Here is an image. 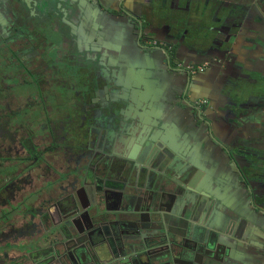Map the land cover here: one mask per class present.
I'll return each instance as SVG.
<instances>
[{
	"label": "crops",
	"instance_id": "obj_1",
	"mask_svg": "<svg viewBox=\"0 0 264 264\" xmlns=\"http://www.w3.org/2000/svg\"><path fill=\"white\" fill-rule=\"evenodd\" d=\"M26 1L20 2L23 16L17 23L8 0H0L1 43L14 37L17 41L15 50L21 57L38 59L37 63H41L42 69L39 71L33 69L32 61L22 64L24 70L19 71L21 79L28 77L39 81L45 78V82L50 83V69H45L48 63L45 58L57 54V50L71 57L79 49L81 55L83 53L97 61L99 51L103 47L107 49L102 60L106 69H123V78L140 77L144 84L151 85L150 89L156 98L144 117L139 114L140 109L137 107L129 110L128 125L124 126L121 133L117 130L114 135L111 147L116 157L127 155L129 158L130 173L126 175H131L134 183L138 178H152L164 172H170L169 175L172 174L177 180L180 175L186 180L185 170L171 173L174 172L169 169L172 161L168 160L166 154L160 156L161 153L156 152L149 160L145 156L144 148L139 143L142 130L137 126L141 116L148 119L147 136H154L156 140L165 138L175 150L187 153L191 160L190 171L193 170L188 181L195 188L210 193L206 196L213 200L211 206L207 204L190 222L198 220L202 228L219 231L227 241L225 246L233 264H264V208L258 207L264 205L261 201L264 197V161H261L260 176L252 178V184L249 185L241 177L233 159L235 155L240 160L244 156L250 160L253 154L264 158V89L261 87L264 84V0H165L163 11L168 21L144 25L148 35L153 37L152 42L144 41L138 24L129 19L130 14L146 9L144 4L149 0H61V10L56 7L55 11L52 10L58 13L55 18L68 32V39L59 45L61 48L47 40L54 32L53 28L48 33L46 29H41L43 12L35 6L38 0ZM69 3L80 7V18L64 15L63 11L66 12ZM179 18L186 19L190 24L185 22L174 26L173 23ZM166 24L169 28H165ZM71 27L74 28L72 35ZM183 29L190 31V38L213 29L211 32L214 37L229 41L222 50L227 51L224 58L231 57L233 61L222 62V67L208 66L206 72L198 77L190 75L183 67L191 64L194 53L185 52L181 55L174 47V60L171 62L164 48L155 47V44L163 46L162 42L174 44L167 35L179 37ZM227 34H231L228 39ZM31 38L35 39L37 45ZM100 68L103 70V67ZM237 70L238 77H231ZM81 74L86 79L82 94L84 101H90L95 96L97 87L105 86L103 88L106 89L107 85L112 84L108 79L100 78L97 82L99 86L96 84L90 90L88 84L92 82L90 77L85 76L89 75L87 70L81 67ZM231 79L239 84V89L232 90L229 87L227 82ZM103 95L95 96L98 105L94 108L95 112L105 105L106 97ZM201 102H205L202 110L197 107ZM96 122L98 137L106 136L108 123L105 118L99 115ZM154 122L157 127L153 126ZM89 123L87 119L85 124ZM84 131L81 146H86L87 142L86 127ZM89 162L81 158V169L88 167ZM241 166L245 168L246 161L241 160ZM95 174L104 176L98 171ZM34 179L35 183L41 182L37 181V177ZM83 184L81 179V187ZM179 197L181 199L182 195ZM231 218L237 220L235 225ZM16 221L17 225L24 224L20 219ZM8 231L9 228L0 231V245L7 248L4 252L7 256L0 254V264H43L38 256L35 259L29 257L32 252L25 249L35 238L37 241L40 234L35 235L36 232H33L23 238L5 239ZM94 261L96 264L98 260L95 258ZM90 263L93 264L92 261Z\"/></svg>",
	"mask_w": 264,
	"mask_h": 264
},
{
	"label": "water",
	"instance_id": "obj_2",
	"mask_svg": "<svg viewBox=\"0 0 264 264\" xmlns=\"http://www.w3.org/2000/svg\"><path fill=\"white\" fill-rule=\"evenodd\" d=\"M21 1L8 0L12 15L16 20L23 16ZM164 1H146L144 4L146 9L142 8V13L139 12L138 16L131 14L134 17L129 16V18L138 24V29L141 31L146 24L152 26L165 21L168 16L163 11ZM60 5H62L61 0L59 3H54L52 0H38L36 2L35 6L43 12L41 18L42 30L46 29L48 32L49 30L52 31V28H56L55 16L58 13L53 11H55L54 7L60 9ZM65 10L66 12L63 11L64 15L68 14L67 16L80 18L81 9L78 5L69 3ZM175 22L173 25L177 27L184 24L186 20L179 18ZM211 31L214 30L194 35L190 43L201 48L193 51L196 55L208 56L207 60L201 62H212L213 66L222 67L221 62L224 61V56L227 54V51H223L222 47L225 44L228 45L229 41H223V44H221L217 40L218 37H214ZM64 36L63 32L55 30L50 34V40L53 45L59 47ZM226 36L228 39L231 34ZM184 41L185 39L180 42L183 46ZM208 42H211L209 50L202 49ZM105 51L108 50L104 47L99 51L100 56L96 58L97 61L91 64L90 70L84 66L88 73L96 69L101 71L112 83L107 85L105 89L112 97V102L101 105L96 111L99 112L102 119L105 118L106 123L109 124L110 121L113 124L112 126L107 124V129L111 132H109L110 138L104 147L105 150L100 158H97L99 154L95 157L97 159L94 158L96 161L101 159V162L99 161L101 169L99 170L97 165L95 169L105 175L98 177L102 179V188L95 189L92 187L94 185H90V182H94L92 178L95 177V173L92 168H88L84 173H78L80 177L82 176L81 179L84 182L81 187V197L78 192H73L66 198L59 200L56 205L59 212L60 210L63 212L74 210L75 213L73 214L75 216L67 225L73 231L68 229V232L73 235L81 230V248L70 252V258L56 253L52 257V254L45 253L47 246H45V239L42 238L27 245L25 247L26 251L30 250L36 252V254L38 253L39 259L43 260V264H88L91 261L94 264L95 258L98 260L96 264H233L225 246L227 241L219 231L214 228H202L198 224V220L190 222L207 204H210V207L213 200L206 196L210 195L209 192L195 188V185L188 181L193 170L190 171L189 164L191 160L187 153H180L184 150H175L165 138L156 140L154 136H147L145 132H149L146 127L148 119L140 116L137 120V126L141 127L142 130L139 143L144 148L145 156L149 160L156 152L161 153L160 156L166 154L168 160L171 159L172 161L169 169L174 172L171 173L185 170L187 172L186 180H183L181 175L179 178L177 177V180L172 174L169 175L170 172H164L152 178L147 176L142 180L138 178L137 182L134 183L131 175L127 178H121L124 172H116L112 169L114 167L113 162L109 158L111 154L115 153L110 148L113 134L121 133L124 126L128 125L129 110L137 107L140 109L139 114H143L144 117L156 98L155 93L150 89L151 85L144 84L140 77L139 79L125 76L123 78L121 76L123 69L120 68L107 70L102 63ZM82 59L86 60L81 55ZM216 59L217 61H215ZM228 59L231 60L232 58L228 57ZM100 67H103V70ZM228 85L232 90L239 89V84L232 80L228 82ZM92 87L88 86L90 90H92ZM261 87L264 89V84H261ZM109 96L104 97L109 98ZM153 126L157 127L158 125L154 122ZM128 134L131 135L129 132ZM167 144L172 150L166 146ZM242 158L241 160L247 163L245 168L241 166V160L233 155L241 177L247 184L251 185L252 178L260 176L262 172L263 163L261 161H264V158H261L259 154H253L250 160L246 156ZM96 161H93L91 167H94ZM117 174H120L121 177L116 179L115 182L112 183L106 180V175L109 177L110 175L117 176ZM179 195H182L181 199ZM88 197H91V203ZM177 199H180V201L178 202ZM261 199L262 204H264V197ZM258 207L262 209L264 205ZM74 218L76 220L72 221ZM77 222H79V225L76 224ZM231 222L235 225L237 220L231 218ZM3 224L4 221L1 220L0 231L3 229ZM75 229L77 232H74ZM58 231V228L54 229L55 234ZM6 250L7 248L0 245V254H3Z\"/></svg>",
	"mask_w": 264,
	"mask_h": 264
},
{
	"label": "flooded vegetation",
	"instance_id": "obj_3",
	"mask_svg": "<svg viewBox=\"0 0 264 264\" xmlns=\"http://www.w3.org/2000/svg\"><path fill=\"white\" fill-rule=\"evenodd\" d=\"M139 12H141V10ZM139 12L134 14L137 15ZM130 16L134 17L131 14ZM15 21L17 23L19 22V20L16 19ZM166 21L168 20H165V22ZM185 24H190V22ZM55 26L56 28L53 29L54 31L59 30L65 34L64 38H62L63 41H60L63 45V43L68 39L67 28L60 23L58 18H55ZM168 27L169 26L166 24L165 28ZM71 29L70 34L74 31L73 27H71ZM141 34L143 35V40L146 42L151 41L153 38L151 35H148L147 29H145L144 26ZM179 34V37L172 36V34L167 35L170 39L172 38L174 44L164 42H162L163 46L155 44V47L159 46L166 50V54L171 62L174 60V47L177 48V53L180 52L181 55L185 52L187 54H190L188 52L194 53V50L201 49L199 47L196 48L194 46H190V44H192L190 43L192 37L190 38V31L188 29L181 30ZM183 39H185L184 46L180 44ZM30 40L35 42L34 45H37L35 39L31 38ZM45 40L46 39L43 41ZM47 40L50 43V37L47 38ZM217 40H219L221 44H223V41H226L225 38H217ZM27 44H29V42H27ZM16 46L17 41L14 37L12 39H8L4 43H1L0 41V79H2L0 84V221H4V224L2 225L3 229L9 228V231L7 232L8 234L5 235L4 238H23L28 234L36 232L35 235L40 234L38 239H45V246H47L45 253L52 254V257H54L56 253L61 256H69L70 258V252L73 250L77 251L78 248H81V230L77 232L75 229L74 232H77V234L73 235L71 232H68V229L72 230V228L67 225L70 223L69 221L72 217L75 216V214H73L75 212L74 210L71 212H63L60 210L59 212L56 205L59 200L66 198L73 192H78V195L81 197L82 176L80 177L78 173H84V171L88 168H92L93 172L96 173V165L99 170L101 169V159L97 161L95 159L100 158L102 152L105 150L104 147L110 138L109 132L111 131L108 130L107 135H104L102 138H99L97 135L99 133L95 124L98 122H96V120L99 117V112H95L94 110V108H97L98 106L95 103V96L97 97L99 94L109 96V93L104 89L105 86H102V88L97 87V89L94 90L95 96H93L90 101H84L82 96L83 90H81V67L84 70L88 67L90 70V66H92L91 64H93L95 60L83 53L82 56H84L86 60H81V52L79 49L76 50V52L74 51V56L71 57H67L64 52L57 50V54L54 52V55H51L49 58H45V60L48 61L46 65L44 64L45 69L48 71L50 69L48 77L50 76L49 78L51 80L49 81L50 83H47L45 82V78L44 80L43 78H40L39 84L44 86L56 83L61 86L63 91L71 94L70 97L77 108H75V112L72 117H67L69 121L66 122L64 120L66 115L64 112H57V117H50L47 115V119L43 118L46 122L42 124L41 127L44 130L46 129V131H42L46 132L49 136L51 134L52 140L50 141L51 144L48 146V149L41 148L43 145L38 143L41 140H44L46 133H42L43 135L38 134L34 129L39 123L33 124L36 120H31L29 118V110H33L34 108V101H32V97L35 95V90H26L25 88L24 91L26 93H23L21 88H18L15 91L13 89L9 90L8 88H5V82L10 83L16 80L20 82L19 84L22 87H24V85H33V82L35 81L33 78L28 79V77H25L27 79H21L19 71L24 70L22 64H29L32 61L34 70L39 71L42 69L41 63H37L38 59L30 60L29 57H21L19 52L15 50ZM2 47H5V49ZM52 47L53 45L51 46V49ZM61 47L62 46L58 48ZM209 47H211V42H208L203 49L209 50ZM2 51H4V54ZM189 57L191 58L190 55ZM207 57L208 56L195 54L191 64H189L195 67L202 66V71L191 73L187 69L189 65H186V67L183 68L190 75L198 77L206 72L208 66L214 67L211 65L212 62H201L207 60ZM222 62H229L228 57H225ZM27 67L30 69L29 66ZM64 70H68L67 73ZM237 72L238 70L234 71L231 77L234 76L237 78ZM66 74H68V76L65 77ZM88 74L89 75L85 76L90 77L89 80L92 83L88 84V86H93L92 89H94V86L100 78L108 79L107 81H110L108 77L104 76L101 71L97 69ZM231 80H228V82ZM97 85L99 86V84ZM44 90H46V87H44ZM111 98L112 97L110 96L109 98H105L104 104H110V102H112ZM23 100L27 101L28 104L24 103L23 108H15V104H20ZM204 106L205 102H201V104L197 107L202 110L201 108ZM51 109L54 114L53 107ZM85 112H88L87 116H84ZM92 112L94 114H92ZM20 116H22V120L19 119ZM55 118L57 119L53 120ZM87 119L90 121L89 124H85ZM109 124H111V126L113 125L110 121ZM85 127L88 131V137L86 138L87 142L86 146H81L84 142L82 134H85ZM113 141L114 136L111 141V145ZM111 145L110 148L112 151L113 149ZM97 148L98 151H96ZM13 151L17 154V158H15V156H11V152ZM97 154H99V157L95 158L98 156ZM116 155V153H113L109 158L110 161L113 162L114 167L112 169L116 170V172L124 173L122 177L120 174H117V176L110 175L109 177L106 175V180L112 183L120 177H127L126 173H130L128 156L118 155L119 157H116ZM81 158L90 161L88 164L89 167L81 169ZM93 161H96L97 163L94 164V167H91L93 165ZM5 163L7 165H5ZM71 163H74L76 166L72 167ZM10 167L11 170H9ZM34 170L39 172L37 175V181H41L40 183H35L34 181ZM90 177L92 178L91 175ZM92 179L94 180L92 184L90 183V185H94L92 187L95 189L102 188V179H99L98 175ZM71 180L72 182H70ZM65 185H67L68 188H65ZM112 186L114 187V185ZM88 200L90 203L92 202L91 197H88ZM17 219H20V221L24 224L17 225ZM74 220H76V218L72 221ZM76 224L79 225V222ZM55 228L59 229L57 234L54 232ZM17 240L18 239L15 241ZM35 240L36 238L34 241ZM5 255L7 256V253H5ZM28 256L31 258L34 257V259L35 256L40 258L39 254H36V252H32V254Z\"/></svg>",
	"mask_w": 264,
	"mask_h": 264
},
{
	"label": "rangeland",
	"instance_id": "obj_4",
	"mask_svg": "<svg viewBox=\"0 0 264 264\" xmlns=\"http://www.w3.org/2000/svg\"><path fill=\"white\" fill-rule=\"evenodd\" d=\"M60 69H64V68H60ZM64 71L67 73L68 70H64ZM63 76H64V73H63ZM66 76H68V74H66L65 77ZM1 81H2V79H0V84H1ZM19 83L20 82L18 80L10 82V83L5 82V88L6 89L8 88L9 90L13 89L14 91L18 88H21L23 93L25 92L24 91L25 88H26V90L27 89L35 90V95L32 97V101H34V108H33V110H29V113H30L29 118L31 120H36L34 123L32 122L33 124L39 123L38 126H36L34 129L35 131H37L38 134L43 135L44 133H46V132H43V131H46V129L45 130L42 129L41 125L46 122L45 120H43V118L47 119L48 118L47 115L50 117H52V116L57 117V112H64L66 114L65 119H64L65 122L69 121L68 116H70V117L73 116V114L75 112V108H77V107L73 103L72 98L70 97L71 94L63 91L61 86L57 85L56 83L51 84V85L41 86V84H39L38 79H36L33 82V85H31V86L30 85L29 86L24 85V87H22ZM85 83H86V79H84L82 74H81V90H83ZM44 87H46V90H44ZM83 91H85V90H83ZM20 93H22V92H20ZM36 93H37V97H36ZM24 103L28 104L27 101L23 100L20 104L16 103L15 108H17V109L23 108ZM52 107H53L54 114H53L52 109H51ZM49 112H50V114H49ZM19 119L22 120V116H20ZM56 119L57 118H55L53 120H56ZM51 140H52L51 134L49 136L46 133L44 136V140H41L38 144L43 145V146H41V148L48 149L49 148L48 146H50V144H51V142H50ZM69 143H70V141H69ZM11 156H15V158H17L16 157L17 154H15L14 151L11 152ZM71 164H72L71 165L72 167L76 166L74 163H71ZM5 165H7V164L5 163ZM9 170H11V167L9 168ZM3 171H5V170H3ZM33 172H34L33 178L38 177L37 175L39 174V172L36 170H34ZM70 182H72V180ZM66 187L68 188L67 185H65V188ZM55 188H57V187H55Z\"/></svg>",
	"mask_w": 264,
	"mask_h": 264
},
{
	"label": "built area",
	"instance_id": "obj_5",
	"mask_svg": "<svg viewBox=\"0 0 264 264\" xmlns=\"http://www.w3.org/2000/svg\"><path fill=\"white\" fill-rule=\"evenodd\" d=\"M188 71H190L191 73H196L197 71H202L203 70V67H195L193 65H189L187 67Z\"/></svg>",
	"mask_w": 264,
	"mask_h": 264
}]
</instances>
